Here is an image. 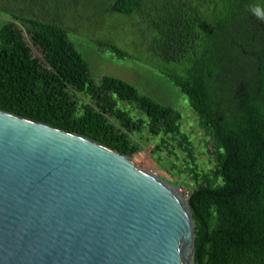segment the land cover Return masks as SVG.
Here are the masks:
<instances>
[{"label":"trees","instance_id":"obj_1","mask_svg":"<svg viewBox=\"0 0 264 264\" xmlns=\"http://www.w3.org/2000/svg\"><path fill=\"white\" fill-rule=\"evenodd\" d=\"M106 11L136 17L149 54L173 65L161 74L218 144L214 171L198 172L175 109L123 80L94 82L67 30L49 19L10 16L0 27V111L126 157L136 151L128 133L145 128L165 147L172 139L190 161L192 179L202 182L188 198L194 259L264 264V0H111ZM95 44L127 57L113 43ZM77 94L89 102L81 104ZM118 102L145 120L131 118Z\"/></svg>","mask_w":264,"mask_h":264},{"label":"water","instance_id":"obj_2","mask_svg":"<svg viewBox=\"0 0 264 264\" xmlns=\"http://www.w3.org/2000/svg\"><path fill=\"white\" fill-rule=\"evenodd\" d=\"M189 204L114 150L0 111V264H198Z\"/></svg>","mask_w":264,"mask_h":264},{"label":"rangeland","instance_id":"obj_3","mask_svg":"<svg viewBox=\"0 0 264 264\" xmlns=\"http://www.w3.org/2000/svg\"><path fill=\"white\" fill-rule=\"evenodd\" d=\"M110 3L111 0H0V27L11 21L10 16H27L49 19L65 28L69 40L88 63L94 82L102 76L117 78L132 85L140 94L175 109L181 115L180 130L188 137L198 172L214 171L218 144L200 129L186 97L161 74L164 69L172 70L173 65H163L149 54L145 47L147 38L142 35V26L136 17L107 14ZM97 40L115 44L127 57L120 60L108 50L100 49L95 44ZM32 52L37 53L34 49ZM77 96L81 104L89 102L82 94ZM118 106L131 118L145 120L134 106L123 102H118ZM108 120L119 126L113 119ZM128 136L136 146V151L127 156L134 166L177 189L185 202L202 184L192 179L190 161L172 139L167 138L169 147H165L159 137L151 136L145 128Z\"/></svg>","mask_w":264,"mask_h":264},{"label":"bare ground","instance_id":"obj_4","mask_svg":"<svg viewBox=\"0 0 264 264\" xmlns=\"http://www.w3.org/2000/svg\"><path fill=\"white\" fill-rule=\"evenodd\" d=\"M184 200V199H183ZM185 201V200H184ZM189 257H191V254H188ZM187 264H191L190 262H188Z\"/></svg>","mask_w":264,"mask_h":264}]
</instances>
